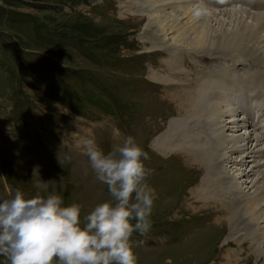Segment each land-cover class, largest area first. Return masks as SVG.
<instances>
[{
  "label": "rangeland",
  "instance_id": "1",
  "mask_svg": "<svg viewBox=\"0 0 264 264\" xmlns=\"http://www.w3.org/2000/svg\"><path fill=\"white\" fill-rule=\"evenodd\" d=\"M122 1L0 0V202L17 188L26 196L54 192L65 205L81 204L83 218L96 204L112 199L107 186L96 179L83 140L95 139L107 153L131 135L150 154L153 138L185 115L175 114L170 97L151 101L165 89L149 87L148 73L163 69L167 53L144 52L139 42L144 20L129 15L122 20ZM234 6L256 12L244 4ZM157 44L164 49L163 42ZM201 56L194 57L195 69L185 63L192 77L231 62L228 57ZM242 57L252 69L233 70L240 75L232 90L245 95L264 85V65ZM253 71L260 75L255 77ZM170 90L175 92V87ZM221 93L229 100L227 89ZM148 159L145 167L151 164L153 171L143 183L155 190L156 199L150 230L130 237L137 264H222L221 244L215 246L206 233L194 239L210 222L203 211L189 212L188 194H160L168 184L157 182L176 178V160L168 159L165 165ZM243 250L246 260L240 264H256L247 256V247ZM0 264H9L8 259L0 256Z\"/></svg>",
  "mask_w": 264,
  "mask_h": 264
},
{
  "label": "bare ground",
  "instance_id": "2",
  "mask_svg": "<svg viewBox=\"0 0 264 264\" xmlns=\"http://www.w3.org/2000/svg\"><path fill=\"white\" fill-rule=\"evenodd\" d=\"M222 1L217 0L218 5ZM119 6L124 12L122 20L126 15L144 20L139 35L144 52L167 53L163 69L151 68L148 73L149 87L165 89L151 101L170 97L175 114L185 113L167 123L149 148V161L158 159L166 165L168 159L176 160V178L171 183L165 178L157 182L162 187L168 184L160 194L171 198L188 194L192 200L185 203L189 212L203 211L210 222L197 230L194 239L206 233L215 246L221 244L222 264L246 260L242 256L245 247L248 257L264 264V133L259 132L257 120L252 122L247 113L242 116L243 111L232 108L230 99L221 93L234 88V79L240 75L233 72L234 65L243 62L242 56L264 65V13L237 6L204 7L196 0H123ZM158 42L164 43V49ZM196 56L228 57L231 62L192 77L185 63L195 69ZM173 86L175 92L168 91ZM244 103L250 104L248 100ZM219 228L226 234L219 233Z\"/></svg>",
  "mask_w": 264,
  "mask_h": 264
},
{
  "label": "clouds",
  "instance_id": "3",
  "mask_svg": "<svg viewBox=\"0 0 264 264\" xmlns=\"http://www.w3.org/2000/svg\"><path fill=\"white\" fill-rule=\"evenodd\" d=\"M82 143L112 199L82 218V205H65L60 194L26 196L17 188L0 202V256L9 264H137L130 237L150 230L156 199L143 183L153 171L143 162L148 153L131 135L107 153L93 138Z\"/></svg>",
  "mask_w": 264,
  "mask_h": 264
}]
</instances>
